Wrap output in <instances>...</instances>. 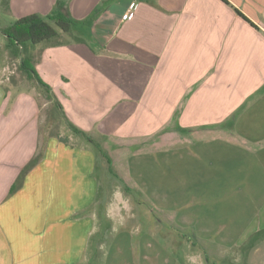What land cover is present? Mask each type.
Segmentation results:
<instances>
[{
  "label": "crops",
  "instance_id": "crops-1",
  "mask_svg": "<svg viewBox=\"0 0 264 264\" xmlns=\"http://www.w3.org/2000/svg\"><path fill=\"white\" fill-rule=\"evenodd\" d=\"M56 11L77 23L68 41L25 46L63 109L46 101L61 125L45 137L36 94L3 79L12 49L2 30ZM0 15L9 19L0 24V264H91L103 228L97 206L115 208L99 201L100 160L110 173L96 145L127 188L146 174L143 184L157 190V161L180 175V201L205 200L191 239L218 247L195 243L189 264H264V0H0ZM217 193H242L243 204L227 198V209L213 212ZM234 208L247 225L240 239L256 242L248 253L223 230ZM188 216L179 223H193Z\"/></svg>",
  "mask_w": 264,
  "mask_h": 264
},
{
  "label": "rangeland",
  "instance_id": "rangeland-1",
  "mask_svg": "<svg viewBox=\"0 0 264 264\" xmlns=\"http://www.w3.org/2000/svg\"><path fill=\"white\" fill-rule=\"evenodd\" d=\"M7 21L9 19L6 16H2L1 19L0 15V24L2 26ZM67 41L68 37L64 36L62 43ZM28 45L30 46V44ZM11 49V58L2 66L3 79L9 78L12 84L31 90L36 94L42 106L41 130L43 136L57 135L60 131L61 119L55 114L53 105L46 102L48 95L43 91H39L38 87H36V82L28 78L27 74L20 68L21 61L24 58L31 56L33 62H35L38 54L35 52L29 53L27 49L18 56L17 48L11 46ZM142 156L143 153L137 155L135 161L139 163V171L145 172L147 159L143 160ZM103 165L104 162L100 160L97 170V179L100 183L99 201L103 203L106 201L114 202L115 208H113L114 212L111 214L112 218L110 219L111 207L106 209L103 205L102 207L97 206V210L102 217L103 228L101 236L99 235L98 237L99 241H94V243H99V245L90 257L91 264H189L186 261L188 258L186 250L190 249L191 246L198 247L200 250L202 248L210 249L213 245L218 247L215 246V244H218V240L197 241L191 239L194 238L193 234L198 228L194 215H197V212H201L197 210L205 200L198 199L195 193H189V196L183 199L184 202H187V206H185L184 202L180 201V198L185 193L179 191V184L183 183L182 180L180 181L179 174L175 175L168 172L169 170H165L156 161L154 167L156 174L153 178L157 190L148 191L147 183L143 184V182H147L146 174H144V177L137 176L135 185L127 188L117 178L108 174V170H105ZM165 187L170 189H165ZM234 195L236 197L217 193L216 202H218V205L215 207L213 202L209 201L208 206L213 212L217 210L224 211L230 205L227 202V198H230V203L235 201L234 204H243L244 194L234 193ZM232 197L233 201H231ZM167 199L172 203L176 202L178 206L161 207L159 202ZM206 208H203V210ZM238 209L240 208H236V210L234 208V216L230 214V218H234V223L231 225L225 224L224 226L229 225L228 228L222 229H230L234 231L235 235H238L239 239L235 240V250L237 252L248 253V250L251 251L256 242L242 241L243 239H240L247 225L238 222V219L242 218ZM203 212L204 214H209V212ZM186 215L193 217L194 222L181 225L179 223L180 219ZM184 236L187 239L183 240ZM195 243L196 245L198 244L197 247Z\"/></svg>",
  "mask_w": 264,
  "mask_h": 264
},
{
  "label": "trees",
  "instance_id": "trees-1",
  "mask_svg": "<svg viewBox=\"0 0 264 264\" xmlns=\"http://www.w3.org/2000/svg\"><path fill=\"white\" fill-rule=\"evenodd\" d=\"M76 24V22L70 20L62 12L56 11L46 17V19L36 15L21 18L12 26L3 29L2 33L6 36L11 46L17 48L19 56L24 52L25 46L27 44L32 46H38L41 44L61 45L63 37L69 35L76 27ZM20 68L27 74L28 78L34 80L38 86L44 90V92L48 95L49 102L54 103L57 114L62 116V106L53 94L51 87L44 83L38 75L32 60L30 58H24L21 61ZM72 128L76 134L88 137L85 133L79 131L78 129H75L74 127ZM96 146L98 154L106 160L109 166L110 175L117 178L114 170L112 169V161L110 157L106 154L101 146ZM40 159L41 154H38L22 170L11 190V194L15 193L23 186L25 177L33 168H35Z\"/></svg>",
  "mask_w": 264,
  "mask_h": 264
},
{
  "label": "built area",
  "instance_id": "built-area-1",
  "mask_svg": "<svg viewBox=\"0 0 264 264\" xmlns=\"http://www.w3.org/2000/svg\"><path fill=\"white\" fill-rule=\"evenodd\" d=\"M133 18V13L132 12H129L128 14H126L124 16V19L127 20V19H132Z\"/></svg>",
  "mask_w": 264,
  "mask_h": 264
}]
</instances>
